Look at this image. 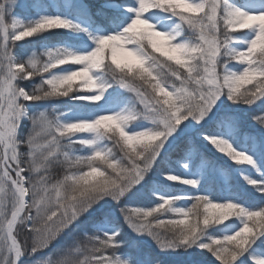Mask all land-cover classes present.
<instances>
[{"label":"snow or ice","instance_id":"1","mask_svg":"<svg viewBox=\"0 0 264 264\" xmlns=\"http://www.w3.org/2000/svg\"><path fill=\"white\" fill-rule=\"evenodd\" d=\"M32 7L0 0V264L82 227L87 245L64 252L63 264H147L117 254L124 225L168 256L264 264V115L251 131L232 107L264 101V11L233 0H103L95 10L75 0L71 19L17 14ZM161 13L171 28L152 22ZM100 23L114 30L95 31ZM53 30L91 44L18 57L16 42ZM36 77L28 90L23 82ZM114 86L131 104L91 120L30 111L58 97L99 105ZM137 120L148 126L132 127ZM57 165L62 177L51 174Z\"/></svg>","mask_w":264,"mask_h":264},{"label":"trees","instance_id":"2","mask_svg":"<svg viewBox=\"0 0 264 264\" xmlns=\"http://www.w3.org/2000/svg\"><path fill=\"white\" fill-rule=\"evenodd\" d=\"M32 2L33 7L30 11H26L23 9H18L17 14L25 21H30L38 18L41 14L48 15H64L68 18H75L74 9L72 7L75 0H30ZM83 3L87 4L90 8L95 10L96 7H99L101 3H98L97 0H83ZM163 14V13H162ZM121 15H125L121 13ZM125 23L128 21L125 20ZM95 26L93 29L95 30ZM102 28V30L113 31L114 26L105 25L104 23L98 24ZM123 26V25H120ZM96 31V30H95ZM17 48L15 49L17 55L21 59H26L33 50H36L37 54L43 52V48L47 47H67L74 50H82L86 45H90L91 41L87 39V37L82 33H66V32H54L52 34L46 33L40 37H30L25 38L22 41L16 42ZM127 46V45H126ZM149 51L151 49L149 48ZM108 62V61H106ZM64 67V66H62ZM233 70H238L237 68H233ZM39 77H36L32 81L23 82L28 90L39 84ZM80 82L74 84V90L77 89ZM245 87H251V85H246ZM92 89L85 88L83 91H91ZM108 92L111 95L106 94L105 99L100 102L99 105L91 104L87 101H71L68 98L58 97L53 101L46 102L43 104L34 105L30 108V111L36 110H47L50 116L54 115L53 109H56L58 112L67 113L70 119H87L91 120L94 117L101 114L104 110L111 111H119L120 109L129 106L131 104L130 94H128L123 89H116V86L109 89ZM113 98H116L115 100ZM230 103V102H229ZM232 107L238 108L242 118L245 121V126L248 130L251 131H259L261 125L258 122L254 121L252 117L254 115H264V101H258L256 105H254L251 109H249L245 105ZM147 123L143 120H137L133 122L132 127L136 129H142L147 127ZM31 129V124H29L25 130V135ZM78 135H86V134H78ZM210 144V143H209ZM225 159H227L225 157ZM231 163V161H229ZM248 167V166H242ZM176 171L178 173H183V169L176 167ZM51 174L53 177H62L64 175V169L57 165L51 170ZM247 174V173H246ZM255 174L254 172L252 173ZM171 183V182H170ZM244 187H248L244 185ZM259 195V194H257ZM105 202L102 201L101 204ZM105 207L116 213L117 217H119L118 208L112 203L108 202ZM100 219H103L100 217ZM99 222V221H98ZM122 223V219L118 221V225ZM238 227V225H237ZM91 231V229H89ZM210 233H214L215 229H209ZM91 232L85 233L83 227L80 231H73L72 233L65 236L63 239H59V242L55 243V248L45 249L40 254L37 255H29L25 254L20 262V264H36V261L43 260L47 258H52L54 260H59L63 258V253L69 249H74L77 245L83 247L87 245V235H91ZM121 241L122 246L120 251L117 252L118 255H121L124 258L129 257H137L139 256L141 259L145 260L147 264H155L156 261H159V264H199L196 259H185L182 257L176 256H168L162 254L158 248L154 245V242L151 241L150 238L144 236H137L136 233L132 232L126 225L123 226V230L121 232ZM191 251V250H190ZM199 251V250H197ZM206 252V250H204ZM110 254V253H106ZM208 257L211 260H214V257H211L210 253H207ZM75 253L70 257V259H75ZM82 258V257H81Z\"/></svg>","mask_w":264,"mask_h":264},{"label":"rangeland","instance_id":"3","mask_svg":"<svg viewBox=\"0 0 264 264\" xmlns=\"http://www.w3.org/2000/svg\"><path fill=\"white\" fill-rule=\"evenodd\" d=\"M97 2L102 3L103 0H97ZM127 2L132 3V0H127ZM236 6L240 7L241 10H247V11L256 12V13H259L260 11H264V4L263 3L259 4V1L257 0H242L241 4L236 3ZM121 13H123V10H121ZM152 22L155 23L158 26V28H161V29L172 27L171 21L166 19V16L164 13L163 14L161 13L159 16L155 17ZM53 31L64 32V30H53ZM125 47H128V46H125ZM33 51L36 52V50H33ZM117 58L121 62L135 63V60L132 57L128 56L126 52H118ZM64 67H67V65H65ZM77 82L78 83L80 82L79 77L76 79L75 83ZM116 89H118V87H116ZM29 124H30V121L27 122V124L25 125V130ZM208 148L210 151H215L214 146H211L210 144L208 145ZM218 155H221V154H218Z\"/></svg>","mask_w":264,"mask_h":264},{"label":"clouds","instance_id":"4","mask_svg":"<svg viewBox=\"0 0 264 264\" xmlns=\"http://www.w3.org/2000/svg\"><path fill=\"white\" fill-rule=\"evenodd\" d=\"M36 264H63V262L61 261V259L54 260V259L49 257L47 259L36 261Z\"/></svg>","mask_w":264,"mask_h":264},{"label":"bare ground","instance_id":"5","mask_svg":"<svg viewBox=\"0 0 264 264\" xmlns=\"http://www.w3.org/2000/svg\"><path fill=\"white\" fill-rule=\"evenodd\" d=\"M59 33V32H58Z\"/></svg>","mask_w":264,"mask_h":264}]
</instances>
